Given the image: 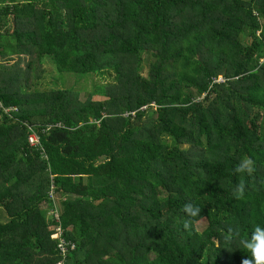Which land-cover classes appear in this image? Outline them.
<instances>
[{"label": "trees", "instance_id": "16d2710c", "mask_svg": "<svg viewBox=\"0 0 264 264\" xmlns=\"http://www.w3.org/2000/svg\"><path fill=\"white\" fill-rule=\"evenodd\" d=\"M0 5V264L58 260L44 209L52 182L76 244L66 264L250 258L223 236L264 227V0ZM21 55L106 84L82 100L22 78L7 63ZM32 130L42 146L29 144ZM248 157L255 172L233 174ZM241 179L245 197L235 199ZM190 201L201 214L185 228Z\"/></svg>", "mask_w": 264, "mask_h": 264}, {"label": "clouds", "instance_id": "9594fccd", "mask_svg": "<svg viewBox=\"0 0 264 264\" xmlns=\"http://www.w3.org/2000/svg\"><path fill=\"white\" fill-rule=\"evenodd\" d=\"M256 170L255 161L248 157L242 159L234 168L233 174H241L251 176ZM246 183L241 179L239 183L232 189V196L235 199H243L245 197ZM183 211L186 213L187 219L184 222L185 228L191 227L194 218L200 216L201 207L193 202L184 205ZM223 239L226 244L237 242L239 246L251 253L250 258L243 259L242 264H264V227L255 225L250 235L241 236L238 228L229 226Z\"/></svg>", "mask_w": 264, "mask_h": 264}, {"label": "rangeland", "instance_id": "374dc122", "mask_svg": "<svg viewBox=\"0 0 264 264\" xmlns=\"http://www.w3.org/2000/svg\"><path fill=\"white\" fill-rule=\"evenodd\" d=\"M146 56V55H145ZM28 60L33 61L32 69H27V62ZM2 62H6L5 59L0 60ZM8 65H12L11 68L13 70L18 71L23 76H27L29 79H35L36 83H48L50 84L49 87H55V83L57 84V89H65V90H76L79 91V96L82 100H85L89 91L94 89V84L96 85H103L106 84V80L101 78L100 76H96L93 80L90 79H79V75H71L67 73H59L57 72L54 65L51 64L50 61L43 60L41 63L38 62V58L36 56H19L13 57L12 60L7 62ZM146 70L149 67L148 62L144 63ZM57 79L58 81L55 82L54 80ZM164 140H167L168 144L173 145L171 140H168L167 137H163ZM46 208L47 205H44ZM4 213L0 209V220H4ZM206 226V222L202 221L197 223L198 229H202Z\"/></svg>", "mask_w": 264, "mask_h": 264}, {"label": "built area", "instance_id": "2783aa9c", "mask_svg": "<svg viewBox=\"0 0 264 264\" xmlns=\"http://www.w3.org/2000/svg\"><path fill=\"white\" fill-rule=\"evenodd\" d=\"M222 81L223 79L219 77L216 82ZM16 108L17 107L15 106L3 107V111L7 114H12L11 111H16ZM145 109L146 107H143L140 110ZM130 115H134V112H131ZM57 125L61 124L59 123ZM27 140L30 145L42 146L40 136L34 130L29 133ZM44 209L50 220L54 222V225L51 227L52 234L50 239L55 241V250L58 255V260L55 264H66L68 255L70 252L75 250L76 244L72 240L67 239L64 235L65 230L62 228L60 222L61 209L59 206V196L56 192V186L54 182L51 183L50 188L48 190V203L47 207H44Z\"/></svg>", "mask_w": 264, "mask_h": 264}]
</instances>
